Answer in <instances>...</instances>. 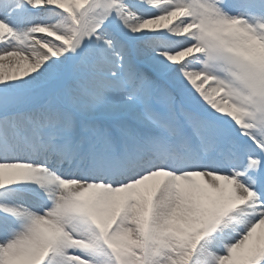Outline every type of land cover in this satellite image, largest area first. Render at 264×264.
I'll return each instance as SVG.
<instances>
[{
  "label": "snow or ice",
  "instance_id": "1",
  "mask_svg": "<svg viewBox=\"0 0 264 264\" xmlns=\"http://www.w3.org/2000/svg\"><path fill=\"white\" fill-rule=\"evenodd\" d=\"M0 264H264V0H0Z\"/></svg>",
  "mask_w": 264,
  "mask_h": 264
}]
</instances>
